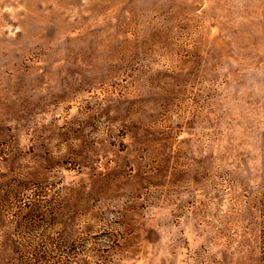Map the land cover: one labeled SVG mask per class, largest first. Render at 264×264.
<instances>
[{
    "label": "rangeland",
    "instance_id": "obj_1",
    "mask_svg": "<svg viewBox=\"0 0 264 264\" xmlns=\"http://www.w3.org/2000/svg\"><path fill=\"white\" fill-rule=\"evenodd\" d=\"M0 264H264V0H0Z\"/></svg>",
    "mask_w": 264,
    "mask_h": 264
}]
</instances>
